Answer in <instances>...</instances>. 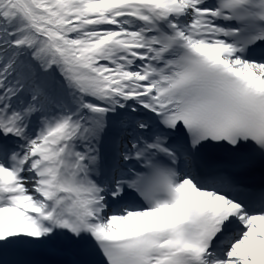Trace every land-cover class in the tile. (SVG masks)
<instances>
[{
  "label": "snow or ice",
  "instance_id": "obj_1",
  "mask_svg": "<svg viewBox=\"0 0 264 264\" xmlns=\"http://www.w3.org/2000/svg\"><path fill=\"white\" fill-rule=\"evenodd\" d=\"M264 264V0H0V264Z\"/></svg>",
  "mask_w": 264,
  "mask_h": 264
}]
</instances>
